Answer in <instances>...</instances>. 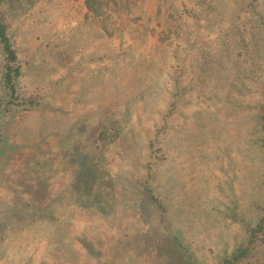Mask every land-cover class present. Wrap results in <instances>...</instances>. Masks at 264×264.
<instances>
[{
    "label": "rangeland",
    "instance_id": "374dc122",
    "mask_svg": "<svg viewBox=\"0 0 264 264\" xmlns=\"http://www.w3.org/2000/svg\"><path fill=\"white\" fill-rule=\"evenodd\" d=\"M252 8L264 0H111L102 15L0 0L15 101H40L0 110V264H222L246 242L240 218L264 214V150L246 136L264 73L210 97L192 61L227 27L251 38ZM4 61L0 45V81Z\"/></svg>",
    "mask_w": 264,
    "mask_h": 264
},
{
    "label": "trees",
    "instance_id": "16d2710c",
    "mask_svg": "<svg viewBox=\"0 0 264 264\" xmlns=\"http://www.w3.org/2000/svg\"><path fill=\"white\" fill-rule=\"evenodd\" d=\"M110 2L111 0H87V7L95 15L107 14L106 9ZM250 25H248V29L252 33L251 38H240L239 36H242L241 29L230 26L229 28L227 27L224 33L221 34L210 48H207L203 44L200 48L201 50L199 49L200 51L193 55L195 56L192 61L194 72L203 84V92L210 97L215 96L213 94L217 95L222 92L230 78L256 80L257 82H253L254 88L259 85L258 83L262 82L259 80L261 74L258 71L264 73V64L259 63L261 60H264V15L261 12L255 11L253 8L250 10ZM227 30L229 31L227 32L229 33L228 35L232 37L226 35ZM243 38L245 37L243 36ZM0 45L5 55L0 85L3 90H7L9 96V99H4L5 102L3 101V97L0 99V110L6 112L11 109L12 105H17L18 103L23 107L39 106L40 101L38 99L20 98V100L15 101L17 99V78L21 75V66L18 63L17 51L13 46L7 25L1 17ZM244 45L247 46L246 50H242ZM246 54H249L247 58ZM234 84V82L230 83L232 86ZM238 91L240 90L238 89ZM255 91L262 98L256 105L259 109L257 115L260 120L261 133L257 134V129H250V131H246V136L251 144L264 150V86L263 88L255 89ZM102 134H100L101 137ZM262 164L264 166V159H262ZM238 208L239 205L236 202L231 211L225 210L228 212L226 216L236 220L239 214ZM262 211L264 213V206ZM240 221L248 228L247 240L230 257L225 258L222 264H264V253L263 256L261 255L264 249L260 248L264 240L259 242L258 239L259 234L264 231V214L255 227H251L245 217L240 218ZM113 231L115 232L114 229ZM84 243L87 249L91 250L90 254H101L100 252L102 250L97 248L100 245L99 243L92 245L87 242V239ZM57 254H62V256ZM66 254L67 252L62 250L56 253V256L64 259ZM68 261L69 257L67 260L65 259L66 264H68Z\"/></svg>",
    "mask_w": 264,
    "mask_h": 264
}]
</instances>
